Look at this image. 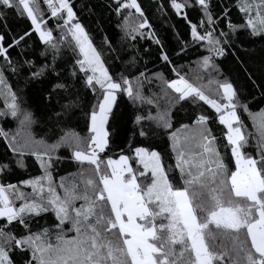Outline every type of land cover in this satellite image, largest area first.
Wrapping results in <instances>:
<instances>
[{
	"label": "snow or ice",
	"instance_id": "snow-or-ice-1",
	"mask_svg": "<svg viewBox=\"0 0 264 264\" xmlns=\"http://www.w3.org/2000/svg\"><path fill=\"white\" fill-rule=\"evenodd\" d=\"M43 3L0 0V264H264V0H148L188 27L171 56L145 0H101L119 30L101 47L73 0ZM191 50L194 76L173 63Z\"/></svg>",
	"mask_w": 264,
	"mask_h": 264
},
{
	"label": "trees",
	"instance_id": "trees-1",
	"mask_svg": "<svg viewBox=\"0 0 264 264\" xmlns=\"http://www.w3.org/2000/svg\"><path fill=\"white\" fill-rule=\"evenodd\" d=\"M73 3L75 5V9L77 10V15L80 17V19L83 21V23L87 26L90 34L94 37V43L98 46H102V41L104 38V35H107V37L115 43V41L118 39L119 36V30L116 28L117 18L114 15H110L108 10L100 7L101 0H73ZM145 4L148 5V0H145ZM41 7L43 9H46V5L43 3V0H41ZM149 12L151 13V20L154 22V27L157 31L158 36L162 40L165 49L169 52V55H172L173 51H178V40L176 36V32L180 33V36L183 39H188V27L185 23V21L177 16L172 15V13H169V16H171L170 20L165 21L164 18L160 17L158 13H156L155 8H152L150 5ZM238 14L237 9H233V16L236 17ZM190 15L194 18L196 16V13H190ZM9 17L11 20L10 26L15 27L17 30L21 28H28L30 21L24 18H18L14 17L12 13H9ZM99 19V27L97 24V20ZM49 25L51 26L52 21H48ZM176 25V28L173 29L170 25ZM100 27H102L103 31L100 30ZM33 41H38V36L34 35L32 37ZM31 43V42H30ZM141 49L148 48L149 52L144 55V59L147 61V67L154 71H162L166 76H170L171 73L169 71V67L159 59V48L152 44L151 41H145L141 40L140 44L138 45ZM105 53L108 52L107 48L102 49ZM14 55V53H13ZM110 62L114 64V67L116 70H119L123 65L122 63L111 61ZM124 60L127 59V56L125 55L123 57ZM197 59V55L195 53V50L189 51L186 55H181V57L177 60L173 57V63L174 64H184L186 67L183 69L184 73H187L189 76H194V72L190 70L189 65H191V68L194 69L195 65L191 64V62L195 61ZM173 78H175L173 76ZM201 83H206V81H201ZM155 91V88L153 89ZM87 96V94H84ZM90 98V97H88ZM123 104L127 105L126 97L121 98ZM130 107V105H128ZM264 107V104H250V108L253 112H257L259 108ZM187 108V106H186ZM188 111H195L197 109L195 108H187ZM199 110L204 111L209 116L214 115V110H212L209 106L203 105ZM241 118L244 120L245 124L248 127L249 131L254 132L253 124L251 118L247 116V114H242ZM14 125L9 122L5 124V128H12ZM73 127L76 128L77 131H80L83 127V123L79 125H73ZM131 126H129L130 128ZM213 132L217 136L219 143L223 147V145L226 144V140L223 138V133L226 132V128L223 125H220L218 121H214L211 125ZM130 134V132L128 133ZM160 145L162 149H166V144L164 140L160 141ZM255 143H251L248 152L255 155ZM6 153L5 147L3 142H0V158L4 157ZM166 161H168V158L166 156ZM27 163L29 165V168L27 172L21 169H16L14 172V175L12 177V182H15L16 178H27L28 175H34L37 174V168L33 164L32 158L27 159ZM229 166L234 168V160H229ZM75 168L70 165H63L60 169V175H65L66 172H74Z\"/></svg>",
	"mask_w": 264,
	"mask_h": 264
}]
</instances>
